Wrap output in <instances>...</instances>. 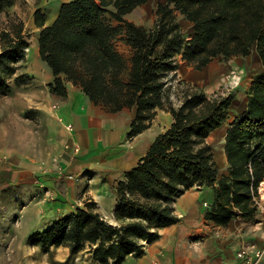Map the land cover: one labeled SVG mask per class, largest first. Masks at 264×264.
I'll use <instances>...</instances> for the list:
<instances>
[{"label":"trees","instance_id":"trees-1","mask_svg":"<svg viewBox=\"0 0 264 264\" xmlns=\"http://www.w3.org/2000/svg\"><path fill=\"white\" fill-rule=\"evenodd\" d=\"M14 1L0 0V11ZM149 1L71 0L61 4L49 26L42 9L35 13L40 57L54 76L51 93L67 97L66 83L72 82L110 112L137 107L131 137L149 128L157 109L173 116L170 128L118 185L119 225L110 224L90 203L31 236V244L44 253L67 247L71 261L91 247L102 264L140 256L146 243L158 239L160 229L179 221L174 204L195 187L213 188L207 219L217 226L236 218L252 221L258 213L264 182V70L256 76L243 111L235 109L233 96L209 99L200 89L187 90L182 105L174 108L167 85L180 67L179 58L201 72L217 59L247 58L256 50L264 67V0H165L158 5L154 27L125 20ZM177 13L193 24L192 36L182 30ZM107 14L123 26H114ZM119 38L131 48L130 59L116 49ZM2 40L0 94H5L29 42L23 28L15 35L4 31ZM227 124L228 168L221 174L215 145L207 140ZM13 176L0 170V189L12 186Z\"/></svg>","mask_w":264,"mask_h":264},{"label":"crops","instance_id":"crops-1","mask_svg":"<svg viewBox=\"0 0 264 264\" xmlns=\"http://www.w3.org/2000/svg\"><path fill=\"white\" fill-rule=\"evenodd\" d=\"M69 1L71 0H61L60 6ZM60 6L57 11L48 15L47 26L56 20ZM130 21L135 22L132 19ZM32 48L36 63L39 60L42 62L39 40ZM228 62L232 73L244 78L238 92L244 88L246 99H236L235 107L238 111H243L246 109L248 92L264 67L256 50L247 58L235 57ZM179 63L180 66L187 64L182 58H179ZM38 65V80L51 84L54 81L53 74L44 63ZM66 87L67 97L54 95L51 109H55L61 121L62 140L69 143L71 148L66 151V158L59 165L63 174L56 170L45 182L49 193L57 199L47 204V224L76 212L79 208H86L90 203L96 204V211L103 218L115 217L119 183L127 179L128 173L139 164L154 140L164 133H158L154 126L166 119L170 121L167 127L169 129L173 117L171 113L157 109L152 127L131 137L137 107L113 113L92 102L81 87L71 82ZM66 125L73 126V133L64 128ZM223 128L214 132L207 142L217 144L213 136L222 133V141L218 142L222 152L219 153L221 158L227 160L224 146L229 125ZM131 139L135 142L132 149L129 147ZM75 148L80 150L75 152ZM64 153L65 148L61 156ZM68 174H74L75 179L69 180ZM260 194L262 198L254 220L236 218L228 226H217L207 219L206 214L214 200L213 188H191L174 204L179 221L160 229L158 239L146 243L140 256L129 255L121 264H242L243 260L238 257V252L243 248L260 249L264 252V188L260 189ZM7 230L3 228V231ZM15 252L21 255L22 261L12 262L11 255ZM70 256V249L67 247L52 248L49 253H44L40 246L12 249L9 236L0 238V264H102L95 261L89 249L83 250L71 261ZM106 264L113 263L110 261ZM259 264H264V255Z\"/></svg>","mask_w":264,"mask_h":264},{"label":"rangeland","instance_id":"rangeland-1","mask_svg":"<svg viewBox=\"0 0 264 264\" xmlns=\"http://www.w3.org/2000/svg\"><path fill=\"white\" fill-rule=\"evenodd\" d=\"M163 2L165 0H150L125 16V20L140 26L154 27L158 20L156 14L158 5ZM60 3L61 0H15L13 6L0 11V50L5 47L2 40L4 31L15 35L17 30L23 28V35L29 42L25 58L17 64V72L8 80L9 92L0 94V170L12 171L15 181L11 187L0 189V238L9 236L12 249L23 246L33 247L31 236L36 232L44 231L48 224L50 225L51 221L47 224V204L57 199L50 197L53 194L49 193L45 182L54 171L61 172L59 165L62 159L66 158L65 155L61 157L67 144L62 140L61 121L55 109H51V100L55 94L51 93L49 85L38 80L39 74L36 68L38 64L43 63L39 60L37 64L32 53V47L39 40L41 31L35 24L36 11L42 9L48 16L57 11ZM107 19L114 26H123L122 23L113 21L110 14H107ZM176 20L182 26L184 33L191 36L192 23L190 24L179 13ZM115 46L127 59L131 58L132 50L123 38L117 39ZM228 63V60L217 59L209 69L201 72L188 63L180 66L168 78L167 87L170 90L172 106L179 108L184 101L186 91L194 89L202 90L209 99L231 95L235 100L244 101L245 89L238 92L244 78L239 74L241 81L237 84V81L233 80V73ZM42 78L44 79V76ZM163 111L170 113L167 110ZM234 118L233 114L230 123ZM169 122L164 119L154 127L158 133L166 132ZM152 124H154L153 120L146 130L150 129ZM68 126L70 125L64 128L67 129ZM221 134L214 135L217 144H211L216 148V164L221 174H226L228 162L221 158L219 153L218 142L222 141ZM261 188H264V185ZM113 218L114 221L107 218L110 221L108 222L115 226L119 225L116 217ZM3 228L8 230L3 231ZM90 248L86 249L90 252ZM11 258L12 262L22 261L18 252L12 254Z\"/></svg>","mask_w":264,"mask_h":264},{"label":"built area","instance_id":"built-area-1","mask_svg":"<svg viewBox=\"0 0 264 264\" xmlns=\"http://www.w3.org/2000/svg\"><path fill=\"white\" fill-rule=\"evenodd\" d=\"M233 80L237 81V84H238L241 81V77L239 76V74L233 73ZM67 129L70 133H73V131H74L73 126H71V125L68 126ZM134 145H135L134 139H131L129 147L132 149V148H134ZM70 148H71V145H69V143L66 144L65 151H68ZM79 150H80L79 148H75V152H78ZM64 155H66V153L63 154L61 157H63ZM0 161H1V158H0ZM62 172H63V170L61 168V173ZM67 178L70 180H74L75 175L74 174H68ZM50 197L52 199H54L53 195H51ZM263 255H264V252L260 249L249 250L247 248H243L242 250H240L238 252V257L243 260L242 264H259Z\"/></svg>","mask_w":264,"mask_h":264},{"label":"bare ground","instance_id":"bare-ground-1","mask_svg":"<svg viewBox=\"0 0 264 264\" xmlns=\"http://www.w3.org/2000/svg\"><path fill=\"white\" fill-rule=\"evenodd\" d=\"M148 6H149V5H148ZM35 48H36V47H35ZM28 50H29V49H28ZM212 74H213V73H212ZM237 78H238V77H237ZM237 78H236V79H237ZM223 129H225V128H223ZM223 129H222V130H223ZM224 133H225V132H224ZM221 135H222V134H221ZM217 136H218V135H217ZM214 137H215V136H214ZM219 141H220V140H219ZM220 147H221V146H220ZM219 152H222V151L219 150ZM216 155H217V154H216ZM262 185H264V184L262 183L261 186H262ZM107 218H108L109 220H111V221H114V220H112L113 217H111V216H107ZM108 219H106V220L109 221Z\"/></svg>","mask_w":264,"mask_h":264}]
</instances>
